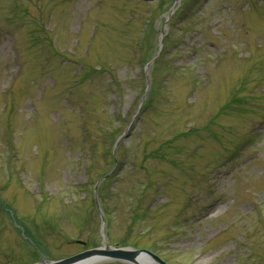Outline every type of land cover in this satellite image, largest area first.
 <instances>
[{"label":"rangeland","instance_id":"1","mask_svg":"<svg viewBox=\"0 0 264 264\" xmlns=\"http://www.w3.org/2000/svg\"><path fill=\"white\" fill-rule=\"evenodd\" d=\"M171 1L0 0V264H264V0Z\"/></svg>","mask_w":264,"mask_h":264},{"label":"water","instance_id":"2","mask_svg":"<svg viewBox=\"0 0 264 264\" xmlns=\"http://www.w3.org/2000/svg\"><path fill=\"white\" fill-rule=\"evenodd\" d=\"M174 7L171 9V15L174 13ZM163 38L164 34L162 35V38L160 40V48L163 47ZM152 61L150 64H153ZM150 66V65H149ZM107 178V177H106ZM106 178L102 180L105 181ZM98 207L101 213V233L104 237L105 246L100 249H93L87 252L80 253V255L73 256L70 259H65L61 261H51L46 262L44 261L42 264H94L98 263L100 261H117V262H123L125 264H142L141 261L146 258H152L156 261L157 264H166L162 259H159L156 255H154L152 252H148L145 250H139L136 251L133 248L124 249V248H112L109 247L108 243L106 242V233H105V216L104 213H102L100 209V205L98 203Z\"/></svg>","mask_w":264,"mask_h":264},{"label":"bare ground","instance_id":"3","mask_svg":"<svg viewBox=\"0 0 264 264\" xmlns=\"http://www.w3.org/2000/svg\"><path fill=\"white\" fill-rule=\"evenodd\" d=\"M142 264H155L153 260L146 258L141 261ZM87 264V263H86Z\"/></svg>","mask_w":264,"mask_h":264},{"label":"trees","instance_id":"4","mask_svg":"<svg viewBox=\"0 0 264 264\" xmlns=\"http://www.w3.org/2000/svg\"><path fill=\"white\" fill-rule=\"evenodd\" d=\"M171 2L175 4L176 0H173V1H171ZM170 9H171V6H170ZM149 63H150V62H149ZM146 64H147V63H146ZM115 87H116V89H118V88H117L118 85L115 84ZM145 107H146V106H145Z\"/></svg>","mask_w":264,"mask_h":264},{"label":"flooded vegetation","instance_id":"5","mask_svg":"<svg viewBox=\"0 0 264 264\" xmlns=\"http://www.w3.org/2000/svg\"><path fill=\"white\" fill-rule=\"evenodd\" d=\"M98 249H99V248H98ZM115 263H118V264H124V263H122V262H120V263H119V262H115Z\"/></svg>","mask_w":264,"mask_h":264}]
</instances>
